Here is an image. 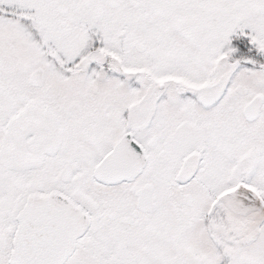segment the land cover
I'll list each match as a JSON object with an SVG mask.
<instances>
[{"label": "snow or ice", "instance_id": "6c2138e0", "mask_svg": "<svg viewBox=\"0 0 264 264\" xmlns=\"http://www.w3.org/2000/svg\"><path fill=\"white\" fill-rule=\"evenodd\" d=\"M0 264H264V0H0Z\"/></svg>", "mask_w": 264, "mask_h": 264}]
</instances>
